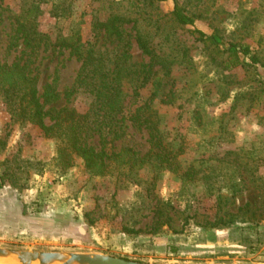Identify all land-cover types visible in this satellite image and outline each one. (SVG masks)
I'll return each mask as SVG.
<instances>
[{
	"label": "rangeland",
	"instance_id": "obj_1",
	"mask_svg": "<svg viewBox=\"0 0 264 264\" xmlns=\"http://www.w3.org/2000/svg\"><path fill=\"white\" fill-rule=\"evenodd\" d=\"M29 2L39 6L36 24L46 37L35 52L14 37V17ZM175 8L193 26L179 25ZM116 18L125 20L116 22L121 39L97 27ZM194 30L219 36L222 45L199 40ZM138 34L155 55L157 74L136 93L125 83L124 126L105 139L111 160L103 176L79 159L64 169L57 142L11 120L0 96V248L145 264H264V0H0V62L25 63L38 75L41 102L54 86L56 109H90L80 84L90 52L111 70L121 62L146 70ZM61 39L74 51L52 45ZM229 45L251 54H239L236 64ZM157 78L162 87L153 97ZM145 104L179 149L174 172L148 161V132L129 122ZM87 143L102 148L97 135ZM132 154L147 161L124 163Z\"/></svg>",
	"mask_w": 264,
	"mask_h": 264
},
{
	"label": "trees",
	"instance_id": "obj_2",
	"mask_svg": "<svg viewBox=\"0 0 264 264\" xmlns=\"http://www.w3.org/2000/svg\"><path fill=\"white\" fill-rule=\"evenodd\" d=\"M156 1L162 3L169 0ZM39 12V6L35 2H29L14 17V37L30 52H35L45 44L46 37L38 31L36 24ZM172 14L179 25L193 26V21L177 8ZM116 22L123 24L125 20L116 18L98 23L97 27L104 29L109 37L121 39L123 31ZM193 34H196L199 40L210 41L215 46L222 45V40L217 35L206 36L197 30H194ZM136 43L141 52L150 59L146 66L147 69L142 67L141 72L137 70L132 72L131 67L125 68L124 62L116 64L111 70L104 65L103 55L95 56L92 52L84 58L81 71V74L84 73V75L81 76L80 84L84 91L92 97L91 107L84 114H78L66 107L59 109L52 107L60 100V95L54 86L47 87L48 90L41 102L43 96L39 95L38 91V75L32 74L25 63L0 62V96L8 105L11 120L19 124L30 123L36 126L45 138L55 140L58 145L57 158L64 169L70 168L74 159H79L87 171L93 172L96 176H103L111 160V156H108L103 149L105 139L124 126L123 112L127 97L123 88L125 83H130L132 92L136 93L149 83L150 77L157 74V72H153L156 58L146 40L138 34ZM52 45L58 48H71L74 51L73 45L64 39L56 40ZM226 52L230 54L236 64L240 63L239 54L245 57L251 54L249 47L238 49L235 45H229ZM121 58L120 56L119 60ZM249 59L252 64L258 63L257 59L252 56ZM151 86L154 97L162 87L160 79L154 80ZM165 103L171 104L172 102L169 100ZM46 106L51 107L46 108ZM46 119H48V123L45 122ZM129 122L137 130L142 129L148 132L150 151L153 152L152 155L149 154L148 161L152 159L153 162H156L159 170L176 171L175 167L181 164L178 161L179 149L176 150L170 142H166V134L162 132L160 120L157 113L151 109L150 104L138 107ZM95 135L102 143V148L99 151L87 143L88 138ZM145 158L132 154L124 163L145 162L147 161ZM115 161H118V164L122 162L121 159ZM181 173V177H183L188 174V170ZM202 186H216V182L209 185L202 184ZM188 219V217L184 219V226L187 225Z\"/></svg>",
	"mask_w": 264,
	"mask_h": 264
},
{
	"label": "water",
	"instance_id": "obj_3",
	"mask_svg": "<svg viewBox=\"0 0 264 264\" xmlns=\"http://www.w3.org/2000/svg\"><path fill=\"white\" fill-rule=\"evenodd\" d=\"M8 257L28 264H145L96 253H39L0 248V258Z\"/></svg>",
	"mask_w": 264,
	"mask_h": 264
},
{
	"label": "bare ground",
	"instance_id": "obj_4",
	"mask_svg": "<svg viewBox=\"0 0 264 264\" xmlns=\"http://www.w3.org/2000/svg\"><path fill=\"white\" fill-rule=\"evenodd\" d=\"M0 264H28V263H25V262H22L18 259H15L13 257H8V258H0ZM34 264V263H32Z\"/></svg>",
	"mask_w": 264,
	"mask_h": 264
}]
</instances>
